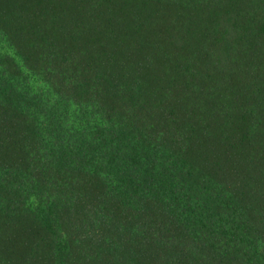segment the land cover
Returning <instances> with one entry per match:
<instances>
[{"label": "trees", "instance_id": "trees-1", "mask_svg": "<svg viewBox=\"0 0 264 264\" xmlns=\"http://www.w3.org/2000/svg\"><path fill=\"white\" fill-rule=\"evenodd\" d=\"M0 264H264V0H0Z\"/></svg>", "mask_w": 264, "mask_h": 264}]
</instances>
